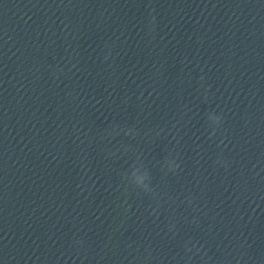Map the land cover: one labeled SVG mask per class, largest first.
Here are the masks:
<instances>
[{"label":"water","instance_id":"95a60500","mask_svg":"<svg viewBox=\"0 0 264 264\" xmlns=\"http://www.w3.org/2000/svg\"><path fill=\"white\" fill-rule=\"evenodd\" d=\"M0 264H264V0H0Z\"/></svg>","mask_w":264,"mask_h":264}]
</instances>
